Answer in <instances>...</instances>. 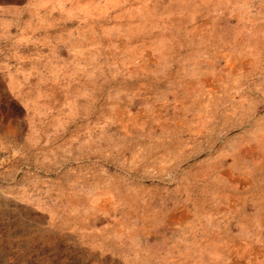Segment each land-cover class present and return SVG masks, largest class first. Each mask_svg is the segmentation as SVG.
I'll use <instances>...</instances> for the list:
<instances>
[{
    "label": "rangeland",
    "instance_id": "1",
    "mask_svg": "<svg viewBox=\"0 0 264 264\" xmlns=\"http://www.w3.org/2000/svg\"><path fill=\"white\" fill-rule=\"evenodd\" d=\"M0 264H264V0H0Z\"/></svg>",
    "mask_w": 264,
    "mask_h": 264
}]
</instances>
